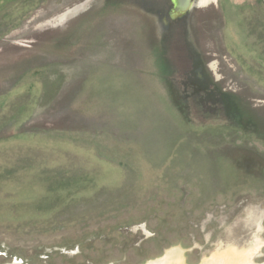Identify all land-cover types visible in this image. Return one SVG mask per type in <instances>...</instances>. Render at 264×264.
<instances>
[{"label":"rangeland","instance_id":"rangeland-1","mask_svg":"<svg viewBox=\"0 0 264 264\" xmlns=\"http://www.w3.org/2000/svg\"><path fill=\"white\" fill-rule=\"evenodd\" d=\"M191 4L0 0V264H264V0Z\"/></svg>","mask_w":264,"mask_h":264},{"label":"bare ground","instance_id":"bare-ground-1","mask_svg":"<svg viewBox=\"0 0 264 264\" xmlns=\"http://www.w3.org/2000/svg\"><path fill=\"white\" fill-rule=\"evenodd\" d=\"M174 2V13L179 14L190 8L192 5L189 0H173ZM256 244V243H255ZM147 264H185L184 262V251L175 248L166 253L163 258L157 259L155 261L148 262ZM203 264H227L224 260L218 259L217 257L212 258L210 261H204Z\"/></svg>","mask_w":264,"mask_h":264},{"label":"flooded vegetation","instance_id":"flooded-vegetation-1","mask_svg":"<svg viewBox=\"0 0 264 264\" xmlns=\"http://www.w3.org/2000/svg\"><path fill=\"white\" fill-rule=\"evenodd\" d=\"M169 1V3L172 5V9L171 10H173V13H174V5H173V3H172V0H168ZM195 12H193V14H194ZM192 13L189 15V16H186V15H184V22H189L191 19H193V15ZM186 34V32H185V27L183 28V30L181 29V35L182 36H184Z\"/></svg>","mask_w":264,"mask_h":264},{"label":"water","instance_id":"water-1","mask_svg":"<svg viewBox=\"0 0 264 264\" xmlns=\"http://www.w3.org/2000/svg\"><path fill=\"white\" fill-rule=\"evenodd\" d=\"M178 1H180V0H178ZM189 2L191 3V0H189ZM172 3H173V5H175L174 4V2H173V0H172ZM192 5V4H191ZM174 8H175V6H174ZM191 8V7H190ZM190 8H187L185 11H183L182 13H179V14H175L174 13V16H176V15H180V14H183V13H185L186 11H188Z\"/></svg>","mask_w":264,"mask_h":264}]
</instances>
